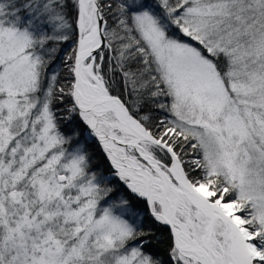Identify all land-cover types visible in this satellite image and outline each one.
<instances>
[{"label":"snow or ice","instance_id":"snow-or-ice-1","mask_svg":"<svg viewBox=\"0 0 264 264\" xmlns=\"http://www.w3.org/2000/svg\"><path fill=\"white\" fill-rule=\"evenodd\" d=\"M0 264H264V0H0Z\"/></svg>","mask_w":264,"mask_h":264}]
</instances>
